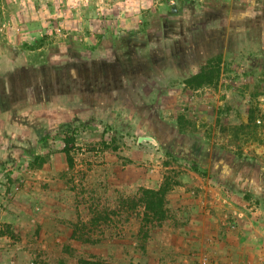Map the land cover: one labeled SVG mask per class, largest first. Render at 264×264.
<instances>
[{
  "label": "rangeland",
  "instance_id": "rangeland-1",
  "mask_svg": "<svg viewBox=\"0 0 264 264\" xmlns=\"http://www.w3.org/2000/svg\"><path fill=\"white\" fill-rule=\"evenodd\" d=\"M263 94L264 0H0V107L14 114L0 130V264H264V233L262 250L229 259L209 237L203 251L154 243L168 194L208 182L194 139L264 165ZM75 120L111 130L78 132L69 168L59 127ZM41 167L59 170V205L26 183ZM162 186L165 218H147L140 191ZM245 205L264 227V200Z\"/></svg>",
  "mask_w": 264,
  "mask_h": 264
},
{
  "label": "crops",
  "instance_id": "crops-1",
  "mask_svg": "<svg viewBox=\"0 0 264 264\" xmlns=\"http://www.w3.org/2000/svg\"><path fill=\"white\" fill-rule=\"evenodd\" d=\"M7 120V114L0 115V130L3 127L2 123H7ZM243 163L245 168L250 167V172L246 171L245 175L243 174L244 170H240ZM254 165L264 174V165L262 166L260 163L253 164L251 159L242 160L234 164L232 171H228L229 174L227 173L226 176L221 177V182L209 178L208 182L202 181L200 183L202 189L200 188V191H198L199 195L191 197L189 194H185L183 186H180V189H176L177 191H174V194H168V207L174 217L167 220L156 231L154 243L170 239L179 243L197 242L196 246L200 244L199 247L203 251L208 248L205 245V240L209 237L211 249L215 250L213 252L221 253L224 257L228 256V259L232 255L234 256L236 250L242 252L239 255L243 257L248 252L262 250L264 227L260 221L251 217L248 210L243 209L249 201L237 203L241 204V207L234 203L237 198L238 201L241 200L239 196L242 194L241 191L252 193V199L256 197L264 200V177H253L256 169L253 167ZM49 171L54 175L59 172L56 168L54 170H46V167L37 168L33 171V177H31V179L33 178L37 181H27L26 183L30 188L32 187L31 189L36 190L39 201H53L59 205L61 197L56 198V196L61 191L54 187L60 183L53 175L51 177V175L47 174ZM43 182H47L48 186H45ZM224 189H229L233 193L228 195ZM50 195L53 198L49 197ZM59 195L61 196V194ZM30 199L31 203L34 202L33 198ZM16 200L10 205L15 214L6 212V214L2 215L5 217L6 223H18V215L21 212L18 210L22 209L18 206ZM246 208L248 207L246 206ZM36 209L40 212L39 216L42 213L55 214L54 208L47 204L41 203ZM199 247L190 246L187 248L192 250ZM161 249L173 252L172 248L166 244L161 246ZM176 249L181 250L182 248L176 247ZM246 251L248 252L245 253Z\"/></svg>",
  "mask_w": 264,
  "mask_h": 264
},
{
  "label": "trees",
  "instance_id": "trees-1",
  "mask_svg": "<svg viewBox=\"0 0 264 264\" xmlns=\"http://www.w3.org/2000/svg\"><path fill=\"white\" fill-rule=\"evenodd\" d=\"M206 78V74L203 72L200 75H196L194 78L189 80L190 84H194L197 87L201 86L204 83V80ZM7 114L10 111L9 119H13L12 116H14L13 112L10 110V107L5 108ZM4 109H1L0 107V115L4 114ZM92 126H96V129L103 130L107 132L110 129V126L107 123H102V121L98 122H91V121H80L75 120L67 123H63L59 127V133L62 136V141L64 143L63 153L66 155V161L69 166V168H72L73 166V157L71 156L73 145L75 143V136L78 132L86 130L87 128H90ZM40 141H46L48 139V136L46 133H43L40 135ZM194 142L189 146V152H190V158H192V169L195 171L201 170L204 172V175H207V177L211 180H217L218 182H221L222 176H226L228 171L234 168V164L239 163L240 161L248 160L249 158L244 157L242 155H234L232 152L228 151L226 148H223L222 150L216 151L213 147H209L208 145H204L203 142L200 139H194ZM237 156V158L231 157V156ZM252 161V160H251ZM253 164H257L254 161H252ZM244 163L242 164V167L240 170H244L245 172H250V167L245 168ZM258 166V165H257ZM256 168V165L253 166ZM259 167V166H258ZM255 178H263L264 174L260 171L259 168H256L255 171ZM229 174V173H228ZM247 174V173H246ZM228 195L233 193L229 189H224ZM168 192V188L165 186H162L159 190H152V189H142L140 191L141 197L139 201L144 204L145 208V214L147 218H156L157 220H163L165 218V195ZM244 197H241V200L236 202L245 203L252 199L253 194L250 192H243ZM236 199V198H235ZM73 236H77L75 231L73 233ZM79 264H110L100 261H93V260H86L81 259L79 261Z\"/></svg>",
  "mask_w": 264,
  "mask_h": 264
},
{
  "label": "water",
  "instance_id": "water-1",
  "mask_svg": "<svg viewBox=\"0 0 264 264\" xmlns=\"http://www.w3.org/2000/svg\"><path fill=\"white\" fill-rule=\"evenodd\" d=\"M138 144L150 145L156 144V141L152 137H140L138 139Z\"/></svg>",
  "mask_w": 264,
  "mask_h": 264
},
{
  "label": "built area",
  "instance_id": "built-area-1",
  "mask_svg": "<svg viewBox=\"0 0 264 264\" xmlns=\"http://www.w3.org/2000/svg\"><path fill=\"white\" fill-rule=\"evenodd\" d=\"M257 100H258V103H259V108L264 113V94L260 95Z\"/></svg>",
  "mask_w": 264,
  "mask_h": 264
}]
</instances>
